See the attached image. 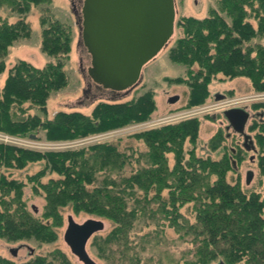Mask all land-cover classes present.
<instances>
[{
    "label": "trees",
    "instance_id": "obj_1",
    "mask_svg": "<svg viewBox=\"0 0 264 264\" xmlns=\"http://www.w3.org/2000/svg\"><path fill=\"white\" fill-rule=\"evenodd\" d=\"M51 1L0 0V75L6 71L5 59L14 44L31 36L29 12ZM217 5L204 19L179 22L183 37L171 58L199 67L189 73V106L204 103L208 84L218 76L244 77L256 91H264V0H218ZM40 22L43 51L54 61L36 67L22 60L8 70L0 86V132L21 138L44 133L47 141L64 142L150 118L155 111L151 95L130 102H101L91 115L62 111L46 118L51 97L69 85L64 67L72 47L71 32L52 21L49 10L42 11ZM252 131L264 178V119H255ZM133 138L143 144V150L132 144L122 150L118 144L105 143L42 153L0 145V169L20 170L28 163L46 162L45 169L31 177L32 190L42 192L45 199L42 217L33 214L24 200L25 183L0 173V237L8 242L51 243L56 237L53 226H61L62 210L70 207L76 214L112 222L107 237L95 243L107 249L110 264H160L155 248L157 235L166 225L193 245L191 259L184 264H264V200L260 193L243 188L233 163L237 151H225L217 160L199 157L194 147L195 119ZM187 140L192 149H186ZM215 144L211 148L217 150L220 145ZM46 171L57 177L44 182ZM231 172L236 175L232 179ZM133 234L135 241H131ZM0 264L10 263L0 257ZM25 264L70 262L54 252Z\"/></svg>",
    "mask_w": 264,
    "mask_h": 264
},
{
    "label": "rangeland",
    "instance_id": "obj_2",
    "mask_svg": "<svg viewBox=\"0 0 264 264\" xmlns=\"http://www.w3.org/2000/svg\"><path fill=\"white\" fill-rule=\"evenodd\" d=\"M76 1L77 0H52L49 4L34 6L32 8L27 17L32 29L31 36L28 39L17 41L11 48L9 56L5 59L6 71L0 75V86L3 87L8 76V70L19 61H27L36 67H44L48 62L54 61V59L49 57L42 48L43 28L40 19L42 11L47 9L50 11L52 21H58L71 32L72 51L64 67L69 77V85L65 90L51 97L47 114L45 115L46 118L52 119L56 113L62 111H79L91 115L96 105L101 102H130L136 101L140 97L147 95L152 96L155 103V111L147 121L91 135L85 138L84 141L83 139H79L74 141L51 142L44 138V133H38L35 135L36 138L32 139L31 136L28 138H21L0 132V134H4L3 136L6 135L12 138L8 144L4 141H0V145L42 153L77 150L105 143L118 144L122 150H125V146L128 144H132L133 147L143 150V144L134 139V135L195 119L198 121V139L194 146L196 154L199 157H211L217 160L224 155L225 151H237L239 157H233V163L237 168L235 172L237 176H239L243 188L246 191H256L260 193L264 200V178L260 175L257 165L256 159L258 154L257 152H247L243 149V139L234 134L232 130H226L228 124L223 117L225 111L238 106L249 107L252 114L264 110V91H256L252 82L244 77L228 80L223 78V76H218L208 84V95L204 103L189 106L188 102L191 92L189 86V73L191 71L195 73L199 70V67L194 65L190 68L187 65L174 62L171 58L172 49L176 46L177 41L183 37L179 22L189 17L204 19L212 10L218 8V0H175V31L169 44L155 59L143 68L142 79L139 85L128 95L121 93L119 96H114L108 92L104 93V95H99L94 89L88 94V81L84 78L82 70L89 67L90 60L83 46L80 21L74 13ZM14 20L15 18L12 19V21ZM217 94L225 96V99L216 101L215 95ZM174 96H178L180 100L176 104L171 105L169 99ZM253 123L254 120L251 119L247 125L246 133L251 135L254 139L256 132L252 131ZM2 135H0V138ZM227 135H231L230 138H227ZM220 137L223 141L219 140ZM214 141L217 143L215 145H220L217 150L211 148V143ZM185 147L189 150L193 148V145L187 140ZM252 157L253 161L250 160ZM45 167L46 162L41 159L37 162L28 163L26 167L20 170L0 169V173L4 172L11 178L25 183L24 200L27 202L31 212L38 217H42L43 215L45 199L42 192L35 193L32 190L33 182L31 181V177L44 170ZM249 170L253 171L255 176L251 184L246 185V173ZM232 176L236 175L231 172L229 177L232 179ZM51 177L56 178L57 175L50 173V171H46L43 181L47 182ZM62 211L61 226H53L52 228L56 236L53 242L41 243L34 240L8 242L0 237V257L10 264H25L34 257L48 256L51 253L58 252L65 256L70 264H84L72 252L64 239L68 228V218L71 216L78 224H83L88 220H99L104 222L105 229L92 236L87 244L86 251L96 264H110L107 259L108 255L106 256L105 254L107 253V249L102 248L101 250L97 248L95 243L98 238L104 240V238L107 237L113 227L112 222L93 217L86 213L76 214L70 207H66ZM188 216L193 219L191 214ZM162 223L165 222L162 221ZM166 226L161 227L165 229V231L161 235H157V238L160 240L158 246L155 248V254L160 257V264H184L185 259H191L190 252L194 249L193 245L180 240L179 234L172 228ZM144 231H148V229H144L143 232ZM143 232H138L137 235L142 236ZM133 240H136L134 234L131 238V241ZM20 245H25V247L19 249ZM13 249H19L17 257L11 255V250ZM31 250L34 251V256L30 254ZM148 256L149 254L146 255V257Z\"/></svg>",
    "mask_w": 264,
    "mask_h": 264
},
{
    "label": "water",
    "instance_id": "obj_3",
    "mask_svg": "<svg viewBox=\"0 0 264 264\" xmlns=\"http://www.w3.org/2000/svg\"><path fill=\"white\" fill-rule=\"evenodd\" d=\"M74 13L80 21L83 46L90 56L89 67L82 70L87 87L94 85L114 96L128 95L139 85L143 68L169 44L175 31V0H83L81 19L75 10ZM224 99L223 95H215L216 101ZM179 100L174 96L169 103L174 105ZM259 116L264 118V112ZM223 117L228 122L226 130L233 128L243 137L242 147L256 153L254 140L246 133L249 112L234 108L225 111ZM254 176L251 170L246 173V185L251 184ZM104 229L103 221L78 224L70 216L64 239L84 264H96L86 247L92 236ZM13 252L15 255L16 250Z\"/></svg>",
    "mask_w": 264,
    "mask_h": 264
},
{
    "label": "flooded vegetation",
    "instance_id": "obj_4",
    "mask_svg": "<svg viewBox=\"0 0 264 264\" xmlns=\"http://www.w3.org/2000/svg\"><path fill=\"white\" fill-rule=\"evenodd\" d=\"M74 7H75V11H76L77 14H78V17L81 19V15H82L81 12H82V8H83V0H77V1H76V4H75ZM87 55L89 56L88 53H87ZM88 58H89V60H90V56H89ZM84 70H86V69H84ZM93 89H94V90L96 91V93L99 94V95H104V93H107V92H108V93H111V92H109V91L101 90V89H99L98 87L92 85L91 88L88 89V94L91 93V92L93 91ZM111 94H112V93H111ZM95 96H96V95H95ZM234 108H244L245 110H247V111L249 112L250 117H249L248 123H249V121H250L251 119H253V120H255V119H258V120H259V119H260V120L264 119V118H262V117L259 116L260 113L264 112V110H261V111H259V112H256V113H253V114H252V112L249 110V107H247V106H238V107H234ZM234 108H231V109H234ZM248 123H247V125H248ZM227 124H228V122H227ZM226 127H228V125H227ZM246 128H247V126H246ZM230 130H232L234 134L238 135L237 133L234 132V129H233V128H230L228 131H230ZM228 136H229V137H228ZM230 136H231V135H227V138H230ZM238 136H240V135H238ZM240 137H241V136H240ZM241 138L243 139V137H241ZM253 140H254V139H253ZM243 141H244V140H243ZM252 153H254V152H252ZM252 159H253V157H252L250 160L253 161ZM23 247H25V245H20L19 249H22ZM19 249H13V250H16V254H15V255H14L13 250H11V255H12L13 257H17ZM30 254L34 256V251L31 250Z\"/></svg>",
    "mask_w": 264,
    "mask_h": 264
},
{
    "label": "built area",
    "instance_id": "obj_5",
    "mask_svg": "<svg viewBox=\"0 0 264 264\" xmlns=\"http://www.w3.org/2000/svg\"><path fill=\"white\" fill-rule=\"evenodd\" d=\"M0 135H2V134H0ZM4 135V134H3ZM2 135V137L0 138V141H4L6 144H8V142H10V140L12 139L11 137H9V136H3ZM85 139H83V141H84ZM79 142H81V141H79ZM73 143V142H72Z\"/></svg>",
    "mask_w": 264,
    "mask_h": 264
}]
</instances>
